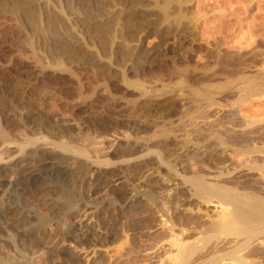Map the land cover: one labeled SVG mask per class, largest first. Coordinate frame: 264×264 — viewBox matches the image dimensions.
I'll use <instances>...</instances> for the list:
<instances>
[{"label": "bare ground", "instance_id": "1", "mask_svg": "<svg viewBox=\"0 0 264 264\" xmlns=\"http://www.w3.org/2000/svg\"><path fill=\"white\" fill-rule=\"evenodd\" d=\"M180 1L8 0L7 5L0 6V47L23 45L26 53H22L33 60L30 63L34 62L36 69L28 63L18 67L25 69L26 78L34 74V80H41L47 88L50 82L45 80V72L64 79L72 74L84 86L89 78L87 68H92L94 78L102 81L106 91L130 103V118L148 116L137 127L148 136L135 134L132 143L133 153L148 148L153 151L151 188L141 191V195L139 191L128 195L130 189L126 186L117 190L126 226L130 228L131 221L136 223L130 228L133 239L164 242V264H264V128L249 127L251 121L236 125L229 118L199 115L198 110L175 118L168 114L172 104L184 101H191L196 110L203 101L212 102L215 93L210 82L216 70L192 63L195 41L187 34L190 22L183 15L184 3ZM151 36L156 41L146 44ZM65 91L67 88H62L57 93ZM159 122L168 127L157 129ZM171 124L174 129L179 126L178 133ZM120 134L113 140L120 139L126 146L131 143L129 134ZM6 135L0 126L3 140ZM57 147L90 158L86 148L69 140H61ZM56 153L52 147H36L30 163L21 171L22 178L29 181L49 168L50 157ZM139 161L137 165L143 162ZM137 174L139 178L146 176L144 172ZM106 182L104 179L98 186ZM10 196H6L3 204L7 206L1 204V210L10 214L12 224H21L16 210L22 208ZM69 197L59 196L67 206L71 204ZM131 210L139 215L128 219ZM25 232L35 233L31 228ZM5 241L0 264L18 261L16 250L21 258L26 257L12 235ZM8 249H16L15 255L11 256L12 250ZM132 251L128 247L122 255ZM154 256L157 254L146 258ZM27 257L24 264H36ZM104 257L92 251L86 261L107 264Z\"/></svg>", "mask_w": 264, "mask_h": 264}, {"label": "rangeland", "instance_id": "2", "mask_svg": "<svg viewBox=\"0 0 264 264\" xmlns=\"http://www.w3.org/2000/svg\"><path fill=\"white\" fill-rule=\"evenodd\" d=\"M7 2L0 0V6L7 5ZM180 2L184 3L183 15L190 22L187 34L195 41L192 53L195 60L192 63L208 65L216 70V79L210 82L214 84L211 86L215 93L212 102L203 101L196 110L191 101H184L172 104L167 109L168 114L175 118L182 113L195 114L198 110L202 115L229 118L236 125L251 121L249 127L263 129L264 0ZM156 39L155 36L148 37L146 44L151 45ZM3 45L0 47V73L6 74H2L6 88L0 86V126L7 135L5 141L0 136L3 159L0 162V252L3 253L5 248V239L12 235L19 244L18 248L25 250L22 256H28L27 259L31 258L36 264H87L86 258H90L92 251L105 256L107 264H164L165 259L161 258L164 242L131 237L130 228L136 223L131 221L130 228L126 226L117 191L119 187L126 186L130 189L128 195L136 191L141 195V191L151 188L153 151L148 148L133 153L132 143L135 134L148 136L137 128L148 116L136 120L130 118V103L119 94L106 91L102 81L94 78L92 68H87L89 78L84 86L67 72H62L68 75L65 79L45 72V80L50 82L48 88L41 80L35 81L34 74L28 79L25 69L19 68V64L28 63L32 70L36 66L24 54V46ZM217 60L226 63L224 65ZM231 69L235 73L229 72ZM62 88H67V91L60 95L57 91ZM163 123L159 122L156 128L168 127ZM169 126L174 129L173 124ZM175 126L176 131L179 126ZM120 133L129 134L131 143L126 146L120 139L113 140ZM61 140L86 148L90 158L58 148L57 143ZM38 146L52 147L58 153L50 157L49 168L28 181L22 178L21 173ZM137 155L141 157L135 158ZM140 159L143 162L137 165ZM94 160L106 163L99 164ZM138 172H144L146 176L139 178ZM104 179L107 182L102 187L98 186ZM7 195H11L10 200L22 208L23 213L16 210L21 224H12L10 214L1 210L2 206H7L3 204ZM60 195L70 196L71 204H63ZM133 213L135 210L129 211L126 217L131 219L139 215L138 212ZM38 220L43 223H38ZM29 228L35 233L26 234L25 230ZM128 247L134 251L130 255H122ZM15 250L9 252L11 256L16 253L14 257L19 258L13 264H24L26 257L21 258ZM155 254L157 256L151 260L146 258Z\"/></svg>", "mask_w": 264, "mask_h": 264}]
</instances>
